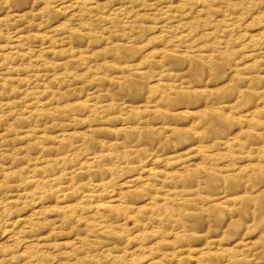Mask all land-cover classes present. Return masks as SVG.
I'll return each mask as SVG.
<instances>
[{
    "label": "rangeland",
    "instance_id": "obj_1",
    "mask_svg": "<svg viewBox=\"0 0 264 264\" xmlns=\"http://www.w3.org/2000/svg\"><path fill=\"white\" fill-rule=\"evenodd\" d=\"M0 264H264V0H0Z\"/></svg>",
    "mask_w": 264,
    "mask_h": 264
}]
</instances>
